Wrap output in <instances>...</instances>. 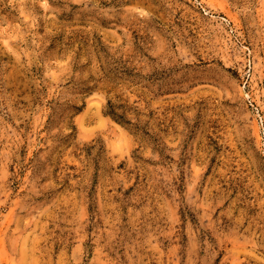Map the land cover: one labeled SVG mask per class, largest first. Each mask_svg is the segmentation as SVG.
Listing matches in <instances>:
<instances>
[{
  "label": "rangeland",
  "instance_id": "obj_1",
  "mask_svg": "<svg viewBox=\"0 0 264 264\" xmlns=\"http://www.w3.org/2000/svg\"><path fill=\"white\" fill-rule=\"evenodd\" d=\"M0 264H264V0H0Z\"/></svg>",
  "mask_w": 264,
  "mask_h": 264
}]
</instances>
